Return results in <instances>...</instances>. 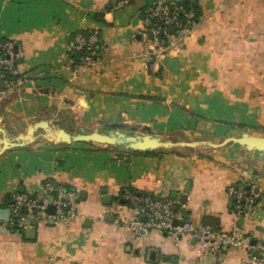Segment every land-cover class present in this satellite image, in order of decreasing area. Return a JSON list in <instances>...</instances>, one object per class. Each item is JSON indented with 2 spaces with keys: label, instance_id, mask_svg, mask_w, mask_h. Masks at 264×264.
Instances as JSON below:
<instances>
[{
  "label": "crops",
  "instance_id": "1",
  "mask_svg": "<svg viewBox=\"0 0 264 264\" xmlns=\"http://www.w3.org/2000/svg\"><path fill=\"white\" fill-rule=\"evenodd\" d=\"M112 1L0 0V41L16 42L22 52L17 66L27 78L0 95V127L10 140L41 117L53 127L63 120L74 131L125 122L140 125L136 132L149 125L164 138L181 133L224 140L245 131L264 136V0H182L198 19L186 35L166 37V51L152 60L138 34L150 0L106 10ZM97 12L106 22L95 19ZM88 28L101 31L100 61L73 67L69 41ZM2 79L0 71V86ZM36 134L0 154V206L10 207L15 191L40 193L50 180L79 193L83 217L39 221L29 237L0 220V264H196L195 238L133 231L127 189L176 193L186 221L202 223L209 215L216 230L228 232L238 223L254 239L264 238V152L201 144L184 152L121 155L105 144H66L43 130ZM199 146L211 148L197 151ZM238 182L257 194L246 219L237 218L228 195ZM104 190L113 197L109 204ZM207 264L249 263L243 248L229 244Z\"/></svg>",
  "mask_w": 264,
  "mask_h": 264
},
{
  "label": "built area",
  "instance_id": "2",
  "mask_svg": "<svg viewBox=\"0 0 264 264\" xmlns=\"http://www.w3.org/2000/svg\"><path fill=\"white\" fill-rule=\"evenodd\" d=\"M133 0H114L107 4L114 9ZM144 26L139 31L144 43L149 45L146 56L149 60L160 57L166 51L161 34L171 37L175 34L186 35L190 32L192 11L182 0H150L145 8ZM174 27V32L170 28ZM152 35V37L150 36ZM98 40V31L94 30L89 38L78 33L69 41L68 51L80 50L85 45H92ZM95 51L82 57V63L77 65L83 69L99 63ZM22 52L12 39L0 41V71H9L12 79H5L0 86V95L16 87L22 86L27 80L20 73L17 61ZM228 195L234 206L237 218H249L256 208V193L248 190L244 185L232 184L228 188ZM79 193L67 186L46 181L40 193L15 191L10 204V218L4 225L23 233L31 228L32 220L36 223L52 217L53 219L69 222L75 218L83 217L77 210ZM124 199L131 207L134 215L129 221L133 231L138 234L142 228L171 234L176 240L183 235H189L198 241V255L196 264H207L209 256L220 254L229 244L243 248L249 264H264V238L254 239L252 235L244 233L243 227L236 223L228 232L216 230L214 227L202 223L185 221L179 198L153 197L143 195L132 190L124 191ZM50 205L55 206V212L49 213ZM143 216L146 219H143ZM255 240V241H254ZM254 241V242H253Z\"/></svg>",
  "mask_w": 264,
  "mask_h": 264
},
{
  "label": "water",
  "instance_id": "3",
  "mask_svg": "<svg viewBox=\"0 0 264 264\" xmlns=\"http://www.w3.org/2000/svg\"><path fill=\"white\" fill-rule=\"evenodd\" d=\"M170 30L171 32H173L175 29L174 27H172L170 28ZM52 124L54 125V127L49 122V118L41 117L38 121H36L35 123H33V125L26 129L27 133L25 135L17 136V139L14 141L10 140V138L7 136V131L5 130V128L0 127V134L2 135V138L0 139L2 144L0 154L10 147L23 146L34 141V139L37 137L36 132L38 130H43V133L48 137L66 144H72L75 142L100 143L112 146L116 149L132 151H153L157 149H168L179 145L186 146L192 150L201 144L215 148L224 147L229 144H239L249 151H258L261 154L264 152V136L255 135L247 131L242 132L239 136L226 137L219 143L211 142L208 140L175 142L166 139L159 134H155L149 125H142L140 128L141 132H136L137 127H139L140 125L130 127L125 122H109L104 123L100 130H93L89 132L84 126H81L77 131H74L71 128L64 126L63 120L56 119ZM189 185L190 182L188 181L187 186L189 187ZM246 188L248 190H251L252 185H247ZM186 191L188 192L189 189L187 188ZM256 191H258V188H256ZM103 192V201L104 203L109 204L113 197H111V195L108 194L106 190H104ZM172 196L176 197L177 194L173 193ZM186 199V196L182 197L183 202H186ZM122 202L125 201L122 200ZM9 204H11V202H9ZM48 211L51 214L54 213L55 206L50 205ZM10 214V207L0 206V220L8 221L10 218ZM183 214L184 216H187V210H184ZM209 218L212 219L211 216L209 217V215H204L202 224L213 225ZM143 219L145 220L146 217L143 216ZM185 221L186 220L180 221V223L183 224ZM32 224H36V221L32 220ZM34 233V229L29 228L25 230L24 235L29 237L30 234ZM152 257H155V252L152 253Z\"/></svg>",
  "mask_w": 264,
  "mask_h": 264
},
{
  "label": "trees",
  "instance_id": "4",
  "mask_svg": "<svg viewBox=\"0 0 264 264\" xmlns=\"http://www.w3.org/2000/svg\"><path fill=\"white\" fill-rule=\"evenodd\" d=\"M184 3L188 6V7H190L189 6V4L188 3H186L185 1H184ZM106 10H111L112 8H110V7H106L105 8ZM104 12H97L96 14H95V19L96 20H98V21H102V22H106L105 21V19H104ZM198 18H197V16H196V18L194 19L193 17H192V21H194V20H197ZM98 31V40L94 43V44H92V45H85L82 49H80V50H72V51H69V55H70V57H71V59H72V64H73V67H75V66H77V65H79L80 63H82V57H84L85 55H88V54H91L93 51H95V57L96 58H99L100 56H101V53H102V41H101V31H99V30H97ZM94 32V29H82V30H79V31H77V32H75L72 36H71V40L72 39H74L75 38V36L78 34V33H81L83 36H85L86 38H89L91 35H92V33ZM166 38V36H164L163 34H161V37H160V39H162V43L165 41L164 39ZM70 40V41H71ZM165 43V42H164ZM24 75V73H19L18 74V76H23ZM13 76L14 75H12L11 74V72H9V71H3V79H2V81L3 80H5V79H12L13 78ZM244 125V124H243ZM118 151H119V153L121 154V155H123V154H131V153H141V154H147V155H150V154H154V153H156L157 151L156 150H153V151H132V150H124V149H117ZM59 183V182H58ZM235 185H240V182H238V183H234ZM66 186V185H65ZM68 187V186H67ZM68 188H70V187H68ZM132 191H134V192H137V193H141V194H143V195H150V196H153V197H161V196H159V195H156V194H154V193H150V192H145V191H141V190H137V189H131ZM233 210H234V206H233Z\"/></svg>",
  "mask_w": 264,
  "mask_h": 264
},
{
  "label": "rangeland",
  "instance_id": "5",
  "mask_svg": "<svg viewBox=\"0 0 264 264\" xmlns=\"http://www.w3.org/2000/svg\"><path fill=\"white\" fill-rule=\"evenodd\" d=\"M97 127H99V128L98 129H94V130H100L102 128L101 125L100 126H97ZM87 130L89 132L92 131L90 129H87ZM173 134L170 135L169 137H166V138L169 139V140L175 141V142H181V141H198V140H209V141H212V142H221L223 140V138L209 139L208 136L205 135V134H203V135H196V136H187V137L184 136V135H181V133H175L174 135ZM209 148H211V147L199 146L197 151H200V150L207 151V150H209ZM168 149L174 150V151L184 152V151H188L189 148L186 147V146H183V145H179V146L171 147V148H168Z\"/></svg>",
  "mask_w": 264,
  "mask_h": 264
}]
</instances>
